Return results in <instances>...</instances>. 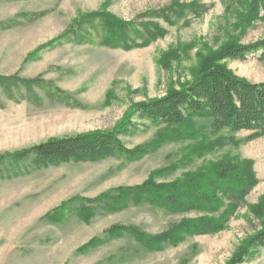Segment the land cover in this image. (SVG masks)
<instances>
[{
	"label": "rangeland",
	"instance_id": "374dc122",
	"mask_svg": "<svg viewBox=\"0 0 264 264\" xmlns=\"http://www.w3.org/2000/svg\"><path fill=\"white\" fill-rule=\"evenodd\" d=\"M192 2L206 10L198 17L185 10L167 22L150 13L170 0H0V79L15 81L8 89L0 83V155L112 130L135 106L193 81L224 45L264 40V0L179 1ZM105 13L157 24L164 35L144 48H109L101 43ZM258 57L220 64L259 84L264 61ZM131 121L134 128L120 140L146 151L137 157L114 154L40 170L0 164V264H232L238 255L237 264H264V249L243 250L264 227V137L213 133L204 117L174 130ZM226 162L249 172L255 184L217 232L181 229L178 243L146 247L129 228L152 237L190 220L214 221L226 207L186 211L113 201L118 191L146 181L166 185L186 176L212 191ZM237 180L231 174L226 181Z\"/></svg>",
	"mask_w": 264,
	"mask_h": 264
},
{
	"label": "trees",
	"instance_id": "16d2710c",
	"mask_svg": "<svg viewBox=\"0 0 264 264\" xmlns=\"http://www.w3.org/2000/svg\"><path fill=\"white\" fill-rule=\"evenodd\" d=\"M170 1L169 7L159 12H151L150 15L169 22L172 16L182 14L185 10L195 17L206 10L205 6L197 2L181 4L180 0ZM99 18L101 43L112 49L130 51L144 48L164 35V30L154 23H126L107 13ZM255 53H259L258 59L264 61V40L244 46L228 43L222 47L219 55H212L205 61L206 64L193 81L179 89L168 91L161 98L135 106L124 119L127 121L117 123L114 129L49 139L28 148L0 155V164L7 161L19 167L26 164L27 167L40 170L70 162L96 161L114 154L129 158L137 157L146 151L141 148L127 149L120 140L121 136L134 128L131 121L134 117L173 130L181 127L189 129L194 118L204 117L211 119L213 133L222 130L231 133L248 131L251 133L249 140L264 137V82L250 83L235 76L220 64L226 59L245 60L248 54ZM14 82L12 79H0V83L6 89ZM228 162L217 168V179L222 182L211 183L209 188L212 191L203 192L198 188L197 181H194V176H186L180 182L166 185H155L154 182L146 181L139 187L118 191L113 201L147 203L165 209L186 211H216L223 205L226 207L214 221L203 218L190 220L168 233L152 237L129 228L128 230L146 247L161 243H178V231L181 229L186 233L202 235L217 232L224 228L228 217L243 204L244 198L255 184L249 172L247 174L241 166ZM230 173L240 179L237 180L238 185L226 181L230 180ZM198 181L201 182L202 179ZM214 202L218 204L209 206ZM246 244V249H243L245 253L247 251L250 254L254 250L264 249V227L249 238ZM238 262L239 255L232 264Z\"/></svg>",
	"mask_w": 264,
	"mask_h": 264
}]
</instances>
